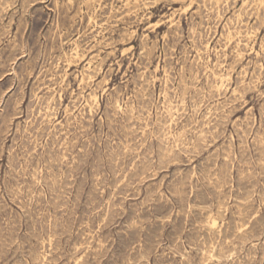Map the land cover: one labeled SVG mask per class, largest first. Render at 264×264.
Masks as SVG:
<instances>
[{"label":"rangeland","instance_id":"obj_1","mask_svg":"<svg viewBox=\"0 0 264 264\" xmlns=\"http://www.w3.org/2000/svg\"><path fill=\"white\" fill-rule=\"evenodd\" d=\"M0 264H264V0H0Z\"/></svg>","mask_w":264,"mask_h":264},{"label":"bare ground","instance_id":"obj_2","mask_svg":"<svg viewBox=\"0 0 264 264\" xmlns=\"http://www.w3.org/2000/svg\"><path fill=\"white\" fill-rule=\"evenodd\" d=\"M259 5H261V2H260V4Z\"/></svg>","mask_w":264,"mask_h":264}]
</instances>
